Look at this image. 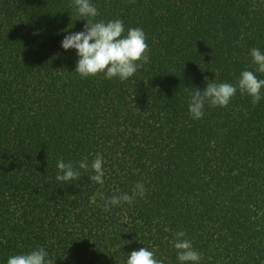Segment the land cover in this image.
Here are the masks:
<instances>
[{"label":"trees","instance_id":"trees-1","mask_svg":"<svg viewBox=\"0 0 264 264\" xmlns=\"http://www.w3.org/2000/svg\"><path fill=\"white\" fill-rule=\"evenodd\" d=\"M95 20L141 27L149 62L127 80L82 78L64 36L73 0H0V264L44 247L53 264H126L155 250L181 264L183 230L199 264H264V90L189 114L190 93L235 83L264 52V0H91ZM264 79V74L257 73ZM104 158V183H61V158ZM146 193L104 210L98 193ZM96 196V203L91 198ZM190 264V262H186Z\"/></svg>","mask_w":264,"mask_h":264},{"label":"clouds","instance_id":"clouds-1","mask_svg":"<svg viewBox=\"0 0 264 264\" xmlns=\"http://www.w3.org/2000/svg\"><path fill=\"white\" fill-rule=\"evenodd\" d=\"M70 7H74L78 16L87 23L84 24L82 31L64 36L61 44L65 50H76L79 59L75 71L82 78L103 74L107 79L119 78L124 81L134 76L144 63L149 62L150 49L146 42V33L141 27L128 28L126 31L121 19L95 20L100 13L91 0H73ZM250 55L252 63L256 66L255 71L245 69L235 83L211 82L207 83L203 91L196 89L190 93L188 110L193 119L203 117L205 104L211 107H227L237 91L242 95H249L253 105L260 102L264 79L258 78L257 73L264 74V52L253 47ZM57 168L59 174L56 180L61 183L79 180L82 173H88L89 168L94 173L89 175V179L101 185L104 183V158L99 153L91 165L86 159L76 166L72 162L66 163L61 158L57 162ZM146 191L144 183L138 181L131 194L121 193L108 198L101 192L98 196L104 201V210L109 211L112 206L124 202L131 204L137 196L143 198ZM91 203H96V196L91 198ZM173 245L181 264L186 262L199 264L202 253L193 247L190 239L186 238L185 231L175 233ZM48 256L49 253L44 247H38L29 252L9 256L7 264H53V259H49ZM126 264H165V259L158 258L155 250L141 247L130 252Z\"/></svg>","mask_w":264,"mask_h":264}]
</instances>
